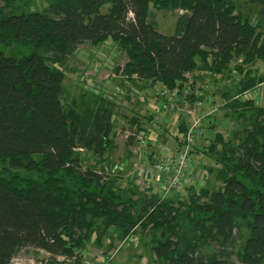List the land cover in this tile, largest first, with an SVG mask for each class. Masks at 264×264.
<instances>
[{
	"label": "trees",
	"instance_id": "obj_1",
	"mask_svg": "<svg viewBox=\"0 0 264 264\" xmlns=\"http://www.w3.org/2000/svg\"><path fill=\"white\" fill-rule=\"evenodd\" d=\"M245 1L259 8L256 21L233 0H43L41 8L0 0V44L30 47L0 51V264L29 248L45 251L50 264L74 254L81 264L91 238L101 248L137 230L150 235L156 264H264V105L244 97L264 82L251 69L264 61V0ZM154 10L181 11L173 34L158 30ZM107 40L125 54L121 73L133 85L140 78L174 87L186 72L230 79L222 107L239 127L228 137L210 130L209 143L195 147L219 189L187 185L162 199L151 185H122L119 173L102 179L115 164L122 103L84 81L68 97L64 80L78 71L70 60L80 46ZM123 116L134 124L138 112ZM133 143H124L127 158ZM183 228L193 231L184 245Z\"/></svg>",
	"mask_w": 264,
	"mask_h": 264
},
{
	"label": "rangeland",
	"instance_id": "obj_2",
	"mask_svg": "<svg viewBox=\"0 0 264 264\" xmlns=\"http://www.w3.org/2000/svg\"><path fill=\"white\" fill-rule=\"evenodd\" d=\"M26 0H20L19 3H22ZM32 6L34 7L35 4L36 7L41 8L43 0H30ZM238 9L244 13H250L253 14V21L257 20V11L259 8H255V6H250L245 0H233ZM32 10V8L28 9ZM155 11V10H154ZM158 21V30L165 35H171L174 33L175 30V21L177 15L181 12L180 10H174V11H155ZM30 50V47H24V46H8L5 47L4 45L0 44V51L4 52L5 54H27ZM112 53V54H111ZM115 53V55L113 54ZM97 55L99 57L97 58ZM127 61V58L125 54L121 51V49L118 47V45H115L111 40H107L105 43H103L100 46H91V45H84L80 46L78 51L75 54V57L70 60V63L73 66L78 67L77 73L74 72H67L64 85L68 92V97L72 96L74 93H77L80 89L81 82L84 81L85 84L89 85H98L99 82H103L105 89V93L108 96L114 97L115 95L110 94V92H115L117 90V86L120 84L123 85L122 88L123 91H121L120 99L122 100V107L124 111H130L131 112H138L141 113L143 109H146V106L149 102H154L152 92L157 89L160 85L154 86L153 89L151 85L150 80L148 79H140L138 78L137 84L134 86L130 84V81H126L125 77L122 75V73L114 72V67L123 65ZM239 60L235 59L234 64L238 62ZM123 67V66H122ZM121 69V68H120ZM251 69L257 70L258 73H264V61H256L254 65H251ZM81 73V75L79 74ZM79 74V75H78ZM253 74V73H252ZM214 78V80H212ZM123 82V83H121ZM83 83V84H84ZM230 79H221L219 75L212 76V75H204V79H202V82L198 81L196 83V89L201 90L202 93L205 92L208 94L214 102L217 103L219 106L217 111L214 114V128H203V133L207 134L210 130L215 132H220L223 134L224 137H228L231 135V132L239 127L235 119L229 114L225 115V108L222 107V102L224 100L222 96V92L227 88L228 85H230ZM202 84V85H200ZM199 86V87H198ZM127 87L130 90L128 93L129 100L126 97L125 90H127ZM85 88L88 89V86L85 85ZM200 88V89H199ZM121 89V90H122ZM133 90L136 92L134 93ZM107 90L109 92H107ZM150 94L145 97L144 92H147ZM247 93V92H246ZM246 93L244 94V97H246ZM248 97V96H247ZM156 103V104H155ZM155 103L150 107V109L157 110L159 105V101H155ZM130 116V115H129ZM116 119L118 120V125H116L115 131L118 132V129L121 127V121L128 123L127 119L122 115H116ZM174 124L169 123L165 124L166 131L162 132V135L158 137V142L161 143V146L163 148H170L171 145L174 144V137L177 131L173 129ZM120 133V132H118ZM211 135V134H210ZM115 143H118L119 148L116 154H112L110 160L113 163H122L124 161H129L128 165L125 166V168L122 170V175H120V181L122 182V185L129 184L128 181V166L130 165H136L138 167L137 173H134L136 175V183H138L140 186L142 179L140 178L141 175V168H142V159H131L126 160L124 157L125 151H124V143L125 138L123 136H120L118 134L115 138ZM169 145V146H167ZM148 151L157 152L159 151V148H155L153 145L152 147H146ZM89 155V153L87 154ZM202 160V159H201ZM197 161L194 163V172L191 176L192 179L198 181L199 183H203L204 180L207 181V179H212L210 181V184L206 182V185L214 186L215 189H219L222 185L219 181H216L214 179L215 175L212 173L211 175H208V170L205 166H201L200 161ZM203 160L206 161V165L211 166L212 164L207 158H204ZM94 160L88 161L87 163L90 164V169L94 170L92 164L94 163ZM89 169V168H88ZM100 170V166H97V168ZM105 171V170H104ZM99 173L102 176V179L107 180L110 176H112L111 171L109 170L108 173ZM214 179V180H213ZM183 194L185 193V189L181 191ZM193 236V231L189 228H183L181 232V244L184 245L187 243V241L190 240V238ZM150 235L145 234L143 235L140 230L135 231L132 233L127 239L124 241H120L117 237H114L111 241L108 239L104 240V248L106 246H110L108 249L109 252H113L116 250L115 256L108 261V264H145L142 263L143 258L145 259L146 264H156V262L153 260V256L150 252L149 246H146V243L149 241ZM95 245L94 239L91 238L87 243L85 248L80 250L81 254V264H88V258L95 257V262L99 263L101 261V258L105 254H94V252H99L96 249H98ZM214 250L213 245H209L204 247L202 250V253H211ZM106 251V252H108ZM49 255L40 252L34 248H29L27 250L21 251L16 257L13 258L12 264H50V259L48 257ZM46 259H48L46 261ZM54 264H57L55 262Z\"/></svg>",
	"mask_w": 264,
	"mask_h": 264
},
{
	"label": "built area",
	"instance_id": "obj_3",
	"mask_svg": "<svg viewBox=\"0 0 264 264\" xmlns=\"http://www.w3.org/2000/svg\"><path fill=\"white\" fill-rule=\"evenodd\" d=\"M113 54L115 55V53ZM123 65L120 67V73L123 70ZM233 71L231 73L235 74ZM217 75L213 74L212 76ZM219 76L222 79V76ZM198 77V74L195 72H186L181 80L176 81L174 87L158 83L160 86L152 92L154 102H149L146 109L138 113L137 121L134 124H130L128 121V123L121 121V127L118 129L120 133L117 132V135L120 134V136H123L125 141L129 137H133L134 139V143L129 146V150H131L134 155L133 157L127 158L125 152V159L131 160L137 158L143 161L140 175L142 186L134 180L136 179L134 173L138 171L136 165L128 166V181L139 186L141 190L151 185L152 190L162 199L172 198L174 194H183L181 191L186 189L187 185H194L196 187L207 186L210 187L211 190H216L214 186L206 185V182L210 184L209 179H207V181L204 180L201 184L191 177L195 171L193 169L195 162L202 159L200 161L201 166L206 165L203 156L197 153L198 151L195 150V147L200 146L202 143L205 145L209 143L210 139L206 137L207 134L203 133V128H208L207 126L214 124V114L219 107L208 94L205 92L202 93L198 88L196 89V83L198 81L202 82ZM212 80H214V78ZM158 84L151 85L152 88L150 89H153L154 86ZM122 86L123 85L120 84L117 86V90L115 92H110V94L119 98L122 94L121 91H123L122 88H124ZM89 87L106 95V88L103 82H99L98 85L95 86L89 85ZM132 91L134 93L136 92L133 89ZM107 92L109 91L107 90ZM125 92H127V90ZM147 93L148 91L144 92L143 95L146 97ZM149 95L148 93V96ZM119 100L122 102L121 99ZM155 101L160 102L159 105H157L158 109H150ZM128 112L130 111H124L121 104V110L118 112V115L125 114L130 118L134 112L130 114H128ZM169 123L174 124L173 129H175L177 133L173 139L174 144L171 145L170 148H163L161 143L158 142V137L162 135L163 131H166L165 124ZM116 125H118L117 119H115V127ZM181 125L184 127L183 132L178 131ZM153 145L155 148H159V151L153 152L147 150L146 147H152ZM128 162L125 161L124 163L123 161L122 163H115L111 167L105 165L104 173H108L110 170L112 173L116 172L122 175V170L128 165ZM100 172H102V170H100ZM37 250L46 253L42 249ZM94 254H100V252H94ZM101 254L105 255H103L99 263H96L95 257H92L88 258V264H108V261L115 256L116 250L113 252H101ZM75 259V254L70 257H57V261H59L58 264H73ZM10 264H12V261Z\"/></svg>",
	"mask_w": 264,
	"mask_h": 264
},
{
	"label": "crops",
	"instance_id": "obj_4",
	"mask_svg": "<svg viewBox=\"0 0 264 264\" xmlns=\"http://www.w3.org/2000/svg\"><path fill=\"white\" fill-rule=\"evenodd\" d=\"M98 57H99V55H97V58ZM246 95L248 97L252 98L257 105H260V106L264 105V82L259 84L255 89L247 92ZM103 243H104V241H103ZM103 245H102L101 248H98L96 250L99 251V252L108 251L110 246H106V248H104ZM142 263H145V264L147 263V262H145L144 258H143Z\"/></svg>",
	"mask_w": 264,
	"mask_h": 264
}]
</instances>
